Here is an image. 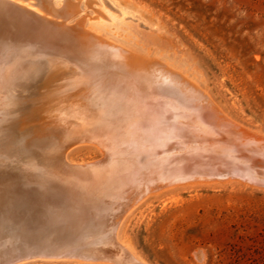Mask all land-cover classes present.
I'll return each instance as SVG.
<instances>
[{
	"label": "bare ground",
	"instance_id": "6f19581e",
	"mask_svg": "<svg viewBox=\"0 0 264 264\" xmlns=\"http://www.w3.org/2000/svg\"><path fill=\"white\" fill-rule=\"evenodd\" d=\"M95 2L96 16L86 19L73 0H0L40 34L0 59L30 61L0 67V225L20 228L0 234V259L19 252L144 264L119 231L149 198L228 183L264 187V135L179 67L115 41L128 12ZM79 147L102 159L74 161ZM25 207L52 224L38 242L13 213Z\"/></svg>",
	"mask_w": 264,
	"mask_h": 264
},
{
	"label": "rangeland",
	"instance_id": "374dc122",
	"mask_svg": "<svg viewBox=\"0 0 264 264\" xmlns=\"http://www.w3.org/2000/svg\"><path fill=\"white\" fill-rule=\"evenodd\" d=\"M108 1L128 12L115 41L179 67L229 116L264 135V0ZM73 2L82 17L96 16L95 0ZM69 156L102 159L92 147ZM119 239L144 264H264V187L228 183L149 198L124 220ZM14 264L115 263L62 257Z\"/></svg>",
	"mask_w": 264,
	"mask_h": 264
},
{
	"label": "water",
	"instance_id": "95a60500",
	"mask_svg": "<svg viewBox=\"0 0 264 264\" xmlns=\"http://www.w3.org/2000/svg\"><path fill=\"white\" fill-rule=\"evenodd\" d=\"M40 34L37 32V30H35L30 23L20 19L19 17L4 11L2 9H0V59L1 56L4 55V51H6V53L8 51H12L13 49H23L26 45L27 42V38L28 37H32L35 41L39 39ZM3 53V54H2ZM13 58V56H11V59ZM13 61V60H12ZM11 61V62H12ZM29 60H26V62H21L20 64H17L18 62H16L17 65L13 64H4L1 65V61H0V67L2 66V68H8V66H13L16 70H22L24 68H28L27 64H29L28 62ZM32 61V60H31ZM35 62V60H34ZM1 175V174H0ZM26 207L19 211V209H16L15 213H19V216L21 217L22 220H20V223L22 224L21 226V230L23 232H26L27 234H25L27 237L30 235V240L31 241H35L38 242L39 239H37V237L39 235H42L46 237V235L50 234L49 232H51V227L52 226L51 222L50 225L49 222H42L39 217V213L37 215V213L35 211H29V210H25ZM23 211V212H22ZM24 211L27 213L25 214ZM53 226H55L53 224ZM19 230L20 228L17 226H14L12 224V222H10L9 224H7L6 226L4 225H0V234H11L14 233V235H17L16 232V228ZM39 231V232H38ZM13 253V252H12ZM25 254V253H22ZM19 255V256H18ZM18 256V257H17ZM31 256V257H30ZM30 256H25V255H21L19 252L13 254V257H11L12 259H0V264H14L20 261H24V260H28V259H33V258H41V259H52V258H62V257H70V258H78L75 256H64L62 254H57V255H53L50 254L49 256H38V255H30ZM80 259H84V260H103L101 258L98 257H93L90 259H85V258H80ZM107 261V260H106ZM111 262V261H110ZM112 263H114L112 261ZM117 264V263H115Z\"/></svg>",
	"mask_w": 264,
	"mask_h": 264
}]
</instances>
